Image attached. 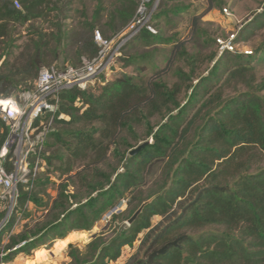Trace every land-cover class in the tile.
<instances>
[{
	"label": "trees",
	"instance_id": "obj_1",
	"mask_svg": "<svg viewBox=\"0 0 264 264\" xmlns=\"http://www.w3.org/2000/svg\"><path fill=\"white\" fill-rule=\"evenodd\" d=\"M16 1L19 7L15 0H0V99L21 102V94L35 88L40 71L61 57L78 65L96 57L100 52L96 31L110 40L105 30L88 22L63 28L59 22L64 0ZM121 6L117 12L125 32L138 5L123 0ZM157 34L144 28L136 37L150 41ZM234 43H241V38ZM124 49L85 89L74 86L60 94L52 124L71 128L66 132L73 142H64L56 131L47 135L64 146L51 158L43 156L49 168L34 183L20 185L15 212L0 234V244L28 202L41 214H27L9 237L4 249L11 255L30 254L46 239L52 247L69 233H89L121 200L147 184L154 164L164 163L170 183L147 201L139 218L113 238L107 237L103 226L88 243L69 244L68 260L61 264L118 263L123 248L132 252L137 243L126 264H264V96L247 90L221 101V94L210 90L216 80L243 81L254 88L248 58L258 57L257 51L225 50L218 62L221 71L205 78L206 86L193 93L195 102L199 91L209 94L192 114L188 102L176 103L180 85L169 88L161 81L145 87L141 66ZM259 90H264V83ZM163 102H174L180 111L154 127L150 118ZM201 113L205 118L198 125ZM144 123L153 142L137 145L149 142L131 156L137 147L127 138L139 142L137 129ZM192 130L195 135L189 140ZM8 135L9 124L0 118V153ZM54 159L61 165L54 168L60 174L52 194L49 170ZM127 205L125 211H114L112 220L131 210L129 199ZM5 212L0 211V220ZM154 215L162 218L155 225ZM22 242L23 247L13 250Z\"/></svg>",
	"mask_w": 264,
	"mask_h": 264
},
{
	"label": "rangeland",
	"instance_id": "obj_2",
	"mask_svg": "<svg viewBox=\"0 0 264 264\" xmlns=\"http://www.w3.org/2000/svg\"><path fill=\"white\" fill-rule=\"evenodd\" d=\"M135 2L138 5L135 14V16H138L137 20L141 19V22H143L151 16L148 23L151 26H157V37L152 38L150 41L137 38L138 33L124 40V36H118V34L123 33L122 30L125 28L122 26V20L117 12L122 8L123 0H64L62 3L64 12L59 23L62 24L63 28H66L67 26H76L80 22H88L93 24L97 30H105L110 39L116 38L118 40L112 46H116L121 42L118 52L122 47H125L124 52L135 57L142 68V84L145 87L149 88L153 82L161 81L169 88H173L176 84L180 85L181 92L176 96V103L183 106L188 102L189 111H194L192 114L196 112V109L207 99L209 94L208 91H199L200 94L195 102L194 94L197 89L206 86L207 80L204 81L205 78L214 76L215 72L221 71L222 64L218 62L222 53L227 49L224 48L220 40L225 43L231 39L235 42L236 39L241 38V43L237 44L235 51L243 52L246 48L248 50L253 49L258 54V57L248 58L250 59L248 64L253 67H250L247 73L251 75L248 78L253 81L254 88L249 89L243 81L234 80L230 83H223V81L216 80L210 90L221 94V101L247 90H252V92L264 96V90H259L260 84L264 83V0H135ZM225 9H228L230 14L226 13ZM67 64L78 65V63L66 61L64 57L59 58L56 62V66L61 68ZM252 74L254 77H252ZM20 97L22 99V95ZM17 102L20 107L25 104L23 99L21 102L18 100ZM175 105L174 102H163L161 109L152 114L151 124L155 127L160 123L167 122L169 114L176 115L180 109H176ZM56 114L57 112L44 118V127L41 126V130H48V134L51 131L62 133L61 139L64 142L72 143L73 141L66 132V129L70 130L71 128L61 125L54 126L51 123ZM204 118L205 113H201L198 117V125L203 122ZM95 127H99V125L96 124ZM137 130L141 138L139 142H135V139L128 137L131 146L135 148L146 140L153 142L152 137L148 138L149 129L147 124H142ZM194 133L195 131L192 130L189 140L193 139ZM63 141L60 143L56 139L47 137L44 142L45 152L42 150L41 155L50 158L55 156V153H59L60 148L64 146ZM43 165L45 169L47 167L46 162ZM60 165L61 163L57 159L52 160V166L49 170L53 181L49 189L52 194L56 188L54 181L58 180L60 174L54 168ZM165 170L164 163L154 164L148 173L147 184L129 196L128 199L132 202L131 210L129 209L125 215L114 220H112V215L106 219L104 218L91 233L83 234L82 231L70 233L69 236L71 237L73 233H76L73 236V241H75L73 243L81 245L88 243L94 234L102 231L103 226L106 227L108 238L115 237L117 233L128 227L129 220L136 211L145 202L151 201L160 187L170 183ZM128 199L120 201L116 207V212L127 210ZM8 208V203L0 202V211L5 210V215ZM31 212L33 216L41 214V211L33 207V211H26L23 217L27 218V214ZM161 219V217L154 215L151 217V222L155 225ZM111 220L112 223H108ZM19 229L15 230L14 233H17ZM206 230H210V228H206ZM143 233L139 237H142ZM68 240V238L62 239L61 242L63 243L58 245L60 248H57V250H55L56 246L54 245L53 254L57 255L58 250H61L63 245L68 244ZM41 245L42 247L32 250L29 256L32 258L38 256V261L44 260L42 255H46L51 249L50 240L47 242L46 239ZM138 246L139 243L135 245L132 252H128L126 248H123L120 261L111 264H126L128 256L135 253ZM2 247L3 244L1 243L0 251L3 249ZM38 251L40 254L37 253ZM42 264H47V262Z\"/></svg>",
	"mask_w": 264,
	"mask_h": 264
},
{
	"label": "built area",
	"instance_id": "obj_3",
	"mask_svg": "<svg viewBox=\"0 0 264 264\" xmlns=\"http://www.w3.org/2000/svg\"><path fill=\"white\" fill-rule=\"evenodd\" d=\"M15 5L19 7L16 0ZM225 12L230 14L228 9H225ZM137 17L135 16L125 32L119 34L124 36L123 40L140 33L144 28H147L153 34L158 33V30L148 23L151 16L143 22H141V19L137 20ZM95 40L100 47V52L96 57L92 59L85 58L83 63L77 66L67 64L62 68L56 65L44 67L40 71L35 88L21 94L22 99L25 101L22 107L14 98L0 99V118L9 124V135L0 153V202L8 203L9 208L0 224V234L15 212L20 185L34 183L40 171L45 170L43 165L45 158L41 155V152L44 151V142L47 139L48 130H41V126L44 127V118L48 115L52 116L58 111L59 96L63 91L74 86L85 89L88 84L101 75L121 46V42L116 46H112L118 40L116 38L104 39L99 31L95 32ZM220 42L225 49L235 52L237 44L234 43V40L231 39L225 43L220 40ZM243 52L250 54L252 50L245 48ZM37 121L38 125L35 124ZM28 210L33 211V205L30 202L16 214L10 231L6 230L2 242L3 249L0 251V264H7V260L12 256L10 250H5L4 246L12 233L23 225L25 221L23 215ZM114 211H116V208L111 210L104 218L111 217ZM24 245L25 242H22L13 250Z\"/></svg>",
	"mask_w": 264,
	"mask_h": 264
},
{
	"label": "crops",
	"instance_id": "obj_4",
	"mask_svg": "<svg viewBox=\"0 0 264 264\" xmlns=\"http://www.w3.org/2000/svg\"><path fill=\"white\" fill-rule=\"evenodd\" d=\"M78 232H81V231H78ZM69 234L66 237V238L69 239L67 241L68 244L67 245H63L62 249L61 250H58L59 252H58L57 255H54L53 254L52 249H53V246L54 245L56 246L55 250H57V248H60L58 245L63 243V242H61L62 240H56L54 242L53 246L51 247L50 251L47 252L46 255H42V257H43L44 260H41V261L39 260L38 261L37 260V257L38 256H36V258H32V257L29 256L28 253H26V252H20V253H17V254L12 255L7 260V264H42L44 262H47V264H61L62 262L67 261V259H68L67 254H66L67 253L68 245L71 244V243H73V242H75V241H73V236L76 233H73L72 234V237L69 236ZM83 234H87V232H83ZM76 241H78V240H76ZM41 251H43V250H41ZM37 253L40 254L39 251Z\"/></svg>",
	"mask_w": 264,
	"mask_h": 264
},
{
	"label": "water",
	"instance_id": "obj_5",
	"mask_svg": "<svg viewBox=\"0 0 264 264\" xmlns=\"http://www.w3.org/2000/svg\"><path fill=\"white\" fill-rule=\"evenodd\" d=\"M147 143H149V142H145L144 144H142V145H140V146H138L137 148H135V149H133L131 152H130V155L131 156H135L138 152H139V150L142 148V147H144ZM148 202H145L137 211H136V213L132 216V218L129 220V224H132L139 216H140V214L142 213V211H143V209H144V207H145V205L147 204Z\"/></svg>",
	"mask_w": 264,
	"mask_h": 264
}]
</instances>
